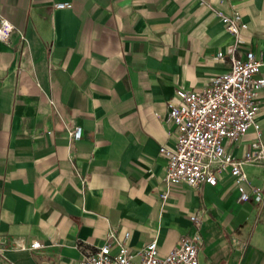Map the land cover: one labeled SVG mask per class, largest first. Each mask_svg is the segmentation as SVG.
<instances>
[{
  "label": "crops",
  "instance_id": "obj_1",
  "mask_svg": "<svg viewBox=\"0 0 264 264\" xmlns=\"http://www.w3.org/2000/svg\"><path fill=\"white\" fill-rule=\"evenodd\" d=\"M236 11L238 46L218 14ZM0 15L16 28L0 40V264H78L108 239L165 255L194 213L199 264H264V202L239 201L227 173L169 187L160 153L177 89L202 90L249 49L264 63V0H0ZM258 102L260 134L226 141L236 158L264 144V86ZM244 169L264 188L262 160Z\"/></svg>",
  "mask_w": 264,
  "mask_h": 264
},
{
  "label": "built area",
  "instance_id": "obj_2",
  "mask_svg": "<svg viewBox=\"0 0 264 264\" xmlns=\"http://www.w3.org/2000/svg\"><path fill=\"white\" fill-rule=\"evenodd\" d=\"M56 8H70L71 2H56ZM221 20L232 32L236 45L241 42L242 30L248 24L242 20L240 12L231 15L218 13ZM16 30L13 23L0 15V40L11 44ZM23 38V32L20 34ZM218 56L224 58L223 52ZM230 69L215 76L202 90H176L174 99L168 102L167 122L176 126L175 146L163 144L160 153L166 158L165 181L169 187L186 182L192 186L203 183L216 185L225 173L230 174L238 190V200L243 202L253 198L264 202V188L250 185L245 164L258 160L264 162V144L256 143L255 152L248 151L243 158L234 157L226 149V141H236L251 127L260 134L256 122L259 110L258 95L264 86V76L258 77L264 64L252 50H246L244 57L232 55ZM71 136L79 140L83 135L80 125L70 126ZM167 194H164L166 197ZM195 232L181 237L179 244L168 254L162 255L154 240L136 252L126 242H120L113 251L110 240L94 251L83 256L78 264H199V250L202 244L200 228L203 218L199 213L190 216ZM129 234H126V239ZM35 241L31 248H39Z\"/></svg>",
  "mask_w": 264,
  "mask_h": 264
}]
</instances>
